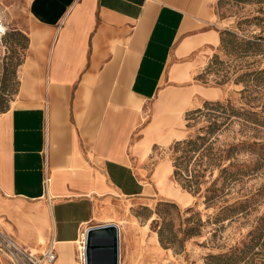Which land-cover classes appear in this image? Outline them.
<instances>
[{
	"label": "crops",
	"instance_id": "1",
	"mask_svg": "<svg viewBox=\"0 0 264 264\" xmlns=\"http://www.w3.org/2000/svg\"><path fill=\"white\" fill-rule=\"evenodd\" d=\"M217 1L25 0V8L12 6V17L26 18L16 29L28 45L18 93L0 112V216L7 232L26 245L53 243V264H85L83 234L114 223L119 264H141L132 209L154 200L141 147L150 142L151 148L159 132L152 122L141 126L144 106L154 113L163 95L181 94V103L188 98L191 89L182 84L219 44Z\"/></svg>",
	"mask_w": 264,
	"mask_h": 264
},
{
	"label": "rangeland",
	"instance_id": "2",
	"mask_svg": "<svg viewBox=\"0 0 264 264\" xmlns=\"http://www.w3.org/2000/svg\"><path fill=\"white\" fill-rule=\"evenodd\" d=\"M23 1L0 0V15L7 28L0 42V112L15 100L20 87L19 70L28 36L16 26L26 18L10 14L15 11L12 6L25 8ZM214 9L219 36L222 30L233 32L242 40L238 49L223 48L219 40L207 63L182 84L191 89L184 102L182 95L174 92L153 103L154 113L151 106H144L141 126L152 122L159 132L151 148L150 142L141 147L144 156L148 153L144 164L150 178L145 181L151 183L148 198L154 200H143L132 209L139 220L133 224L140 226L141 264H264V234L253 240L249 235L264 216V0H218ZM213 55L217 60L212 62ZM240 75L244 76L237 80ZM200 85L208 90L200 92ZM207 101L219 105L208 106L212 108L206 116H188L192 110L205 109ZM210 122L215 126L207 131ZM198 135L206 138L196 141L193 157L179 165L176 177L174 161L180 153L174 148L176 141ZM200 152L206 155L203 162ZM223 168L235 171L236 176L229 178L228 172L220 176ZM217 177L214 186L218 190L213 202L207 204L205 189ZM184 183L197 185L198 191ZM165 202L172 206L158 207ZM163 222L168 224L167 233L183 239L179 249L177 239L175 248L159 243L157 230ZM4 225L0 216V231L25 243ZM188 227L192 231L185 237L183 230ZM47 244L44 240L27 246L42 250Z\"/></svg>",
	"mask_w": 264,
	"mask_h": 264
},
{
	"label": "trees",
	"instance_id": "3",
	"mask_svg": "<svg viewBox=\"0 0 264 264\" xmlns=\"http://www.w3.org/2000/svg\"><path fill=\"white\" fill-rule=\"evenodd\" d=\"M242 40L238 39V37L233 33L231 32L230 30H222L220 32V44L223 48H228V49H238V43H241ZM237 51V50H236ZM217 60V56L216 55H213L211 61H215ZM209 67V66H208ZM244 75H240L237 77V80L238 79H242ZM219 105V102H205V105L206 107H204L205 109H201V108H197L195 110H192L190 113H188V116L189 115H193V114H200V115H204L206 116L209 112V110L212 108L208 107V106H218ZM215 124L213 122H210V124L208 126L205 127V129L207 131H211L213 128H214ZM206 138V136H202V135H198L196 136L195 138H189V139H184V140H179V141H176L175 145H174V148L176 149V151L180 150V153L175 156V161H174V172L173 174L178 177L180 175V166L181 163L185 160H189L190 158L193 157V155L191 154V152H194L196 151V141L198 139L200 140H204ZM206 155L202 152H200V162H203L205 159ZM225 172H228V177L231 178V177H234L236 176V172L235 171H231L229 168H223L221 170V174L220 176H223V173ZM194 177H198V174H194ZM188 179V178H186ZM218 177L212 182V185L207 187L205 189V193H204V197H205V202L207 204H210L213 202V198H215V195H216V191L218 190L214 185L216 184V181H217ZM187 182H190V180H187ZM197 183V181H196ZM184 185L189 188L190 190H192L193 192H197L198 191V186H193L188 184V183H184ZM164 206V207H167V206H172L171 203L169 202H165V203H160L158 204V207L159 206ZM229 209V207L227 208ZM158 213L159 210H158ZM167 230H169V227H168V224L163 222V225L158 228L157 230V234H158V241L159 243L164 247V248H175V245H174V239H177L176 237H174V234L170 232L167 233ZM192 231V228L191 227H188V228H184L183 232L185 234V237L187 234H189L190 232ZM262 234H264V216L260 217L256 226L254 227L253 230L250 231L249 235L251 236V240L253 239H257L259 238ZM177 247L176 249H179L182 244H183V239H177Z\"/></svg>",
	"mask_w": 264,
	"mask_h": 264
},
{
	"label": "built area",
	"instance_id": "4",
	"mask_svg": "<svg viewBox=\"0 0 264 264\" xmlns=\"http://www.w3.org/2000/svg\"><path fill=\"white\" fill-rule=\"evenodd\" d=\"M7 28L2 16L0 15V42L6 34ZM43 184L47 187L51 184V176L48 172L44 175ZM48 199L49 196L47 195ZM84 241L82 240V252L80 260L85 262ZM56 259L54 244H47L42 250H35L23 243L8 237L0 231V264H53Z\"/></svg>",
	"mask_w": 264,
	"mask_h": 264
},
{
	"label": "water",
	"instance_id": "5",
	"mask_svg": "<svg viewBox=\"0 0 264 264\" xmlns=\"http://www.w3.org/2000/svg\"><path fill=\"white\" fill-rule=\"evenodd\" d=\"M104 256L107 258L104 260ZM85 264H119V229L108 223L91 226L86 230L84 243Z\"/></svg>",
	"mask_w": 264,
	"mask_h": 264
},
{
	"label": "bare ground",
	"instance_id": "6",
	"mask_svg": "<svg viewBox=\"0 0 264 264\" xmlns=\"http://www.w3.org/2000/svg\"><path fill=\"white\" fill-rule=\"evenodd\" d=\"M50 185L47 187V190L49 189ZM83 238H84V234H83ZM80 246H81V252H82V248H83V245H81L80 243Z\"/></svg>",
	"mask_w": 264,
	"mask_h": 264
}]
</instances>
